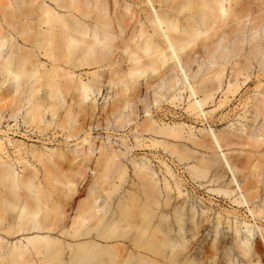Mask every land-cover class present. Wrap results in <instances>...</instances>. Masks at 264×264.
I'll list each match as a JSON object with an SVG mask.
<instances>
[{"label": "rangeland", "instance_id": "1", "mask_svg": "<svg viewBox=\"0 0 264 264\" xmlns=\"http://www.w3.org/2000/svg\"><path fill=\"white\" fill-rule=\"evenodd\" d=\"M45 1L55 6L54 1ZM77 1L84 4L92 0ZM102 1L112 5L118 3L123 7L132 2ZM40 2L43 0H25L23 4L20 0H0L1 23L5 26L6 19L18 21L22 16L19 5L38 10ZM256 2L259 11L254 17H259L264 13V0ZM139 13L143 11L131 14L129 22L133 23ZM242 26L245 30L236 31L237 36L232 40L247 39L244 45L249 49L252 42L248 39L263 34L264 22L257 32L251 29L252 23L248 17L241 20L239 27L242 29ZM0 31L5 32V29L2 27ZM217 42L228 43L224 36ZM215 45L212 43L209 47ZM207 48L193 52L194 62L187 67L189 79L186 80L187 85L190 83L196 89L199 98L203 96L204 90L213 89L214 96L204 104V115L188 107L195 97L190 96L189 86L183 88L185 79L180 67L174 71H165L170 66L169 62L159 71L146 73L133 81L134 85L123 96L131 99L125 109L131 121L124 126L116 122L122 107L115 113L107 112L114 102H120L121 97L116 94L120 85L106 82L100 92H94L90 99L85 100L89 114L83 119L75 114V120L70 124L71 130L77 132L73 137L67 138L54 123L41 133L35 127L24 124L23 113L18 115L19 125L9 131V137L13 139L0 131L9 154H4V158L15 165L20 174L24 165L17 159L24 148L22 146L18 151L14 139L23 141L26 149L35 145L60 148L65 153L60 158L55 156V162L47 160L44 167L34 163L31 157V162L41 169L39 173H43L42 169L50 172L49 177L43 180V199L49 205L62 207L70 216L75 215L85 202H95L94 197H98L96 205H99V217L92 225L90 236L65 238L60 230L41 232L50 234L56 240L44 245L40 252L34 250L14 254L10 251L14 249L11 241L22 239L20 241L26 243V239L23 235L9 238L6 229L8 226H17L18 221L13 222V217L21 203L29 201V207H34L22 185L13 191L9 180L0 181V226L3 229L0 233L3 237V242H0V264H230L231 259L233 263L237 260L242 263L250 258L252 264H264V135L260 143L249 142L253 143L250 145L247 142L249 132H261L263 118H255L257 102L254 100L259 92L264 95V90L259 88L264 77L262 80L257 79L258 75H264V57L261 63L255 61L248 79L244 80L246 75H241L239 84L228 90L227 82L235 76L232 65H227L222 84L208 79L218 65L206 63ZM7 51L8 42L2 48V55ZM42 60L46 62L45 58ZM33 61L34 58H31L24 64L27 70L33 66ZM17 64L13 62L12 65L17 67ZM94 70L86 68L75 72L87 80V76ZM170 72L178 80L172 87L168 81ZM1 82L0 67V128L8 130L9 125L16 122L10 116L12 110H18L22 103L15 101L17 94L12 83L2 85ZM171 94L178 95L174 102L167 98ZM155 97L160 99L158 103L154 101ZM66 100L71 103L70 94ZM146 107L151 110L150 116L144 111ZM148 117L155 121L153 124L156 127L173 126L176 135L143 131L142 123L152 124ZM137 121L140 122L139 127H136ZM89 127L90 131H84ZM212 131L219 137L220 147L213 141ZM87 134L91 142H106L121 152L119 157H115V163L124 167L121 179L113 177L105 182L103 178L94 177L102 173L105 163L110 160L100 156L99 150L86 156L76 152L78 157L73 159L74 152L71 149H84L87 141L83 137ZM223 154L229 160L231 169L224 163ZM164 161L174 175L167 171ZM144 164L147 169L143 167ZM189 165L195 167L194 172L189 169ZM52 172H64L71 182L64 176L55 179ZM117 174L118 171H114L110 177ZM42 179L41 176L36 181ZM178 180L182 184V193H179L175 184ZM151 185L158 191V198L152 195ZM241 191L248 195L249 206H255L256 212L252 213L247 204L235 201ZM153 206H157L160 216L159 229L152 226L157 220V214L152 213ZM112 221H115L117 235L110 239L100 237L93 240L91 235L103 230ZM242 221L249 223L252 233ZM144 228L148 230H145L142 241L132 239V235ZM33 234L36 232L25 235ZM94 242L97 246L92 244ZM246 247H251L253 255L244 252Z\"/></svg>", "mask_w": 264, "mask_h": 264}, {"label": "bare ground", "instance_id": "2", "mask_svg": "<svg viewBox=\"0 0 264 264\" xmlns=\"http://www.w3.org/2000/svg\"><path fill=\"white\" fill-rule=\"evenodd\" d=\"M52 1L55 6L43 0L38 10L19 5L22 16L18 21L12 22L6 19V25L3 26L0 20V30L2 27L5 29V32L0 31L1 84L8 85L7 83L11 82L17 94L15 101L22 103L18 110H12L10 115L16 122L9 125L8 130L0 128L2 134L10 139L13 137H9V131L19 125L20 113L24 114V124L35 127L41 133L54 123V126L59 127L67 138L75 136L77 132H73L70 125L72 120H75V114H79V119L89 114L85 100L90 99L94 92H100L106 82L120 85L116 93L121 97L120 102H114L107 112L115 113L122 107L116 122L119 126H124L131 121L129 113L125 111L131 99L123 96L132 88L133 81L146 73L159 71L169 62L170 66H167L165 71H174L180 67L185 79L183 88L189 86L190 96L195 97L188 107L196 110L199 115H204L206 114L204 104L214 96V91L213 89L204 90L203 96L199 98L193 85L190 83L187 85L186 80L189 79L187 67L194 62L193 52H200L201 48L208 47L206 63L218 65L216 68V65L214 66V71L208 77L213 82L222 84L227 65H232L235 76L228 80V90L239 84L241 75H246L244 80L248 79L255 61L261 63L264 57V31L263 34L248 39L250 43L252 42L249 49L244 45L247 39L232 40L237 36L236 31L245 30L243 26L242 29L239 27L243 18L248 17L249 22L252 23L251 29L255 32L263 24L264 13L254 17L259 11L256 0H131L132 2L126 3L124 7L118 3L112 5L102 0L87 1L84 4L77 0ZM23 2L25 0H20L21 4ZM138 11L143 13L136 15L133 23H130L131 14ZM223 36L228 43L217 42ZM6 42H8V51L2 55V48ZM212 43L216 44L215 47H209ZM31 58H34L31 62L33 66L27 70L24 64ZM42 58H45L46 62ZM13 62L18 63L17 67L12 65ZM86 68L95 69L87 76V80L82 78V74L76 75V70ZM263 77L264 75H258L257 79L262 80ZM168 81L172 87L178 80L176 75L170 72ZM259 88L264 90V82L259 84ZM68 94H70L71 103L66 100ZM167 98L174 102L178 95L171 94ZM4 100L7 101V97L4 96ZM154 101L158 103L160 99L155 97ZM254 101L257 102L255 118L261 116L263 122L260 133L254 134L253 131L248 133L247 142L250 145L253 143L249 142L260 143L264 135L263 93L259 92ZM75 105L78 107L76 108ZM144 111L147 116H150V109L146 107ZM147 119L151 120L152 124L142 123L143 131L176 135L173 126L156 127L151 117ZM81 125L83 124H79ZM139 126L140 122L137 121L136 127ZM86 130L90 131L91 127L84 131ZM88 135L83 137V140L87 141L84 149H71L74 152L73 159L78 157L76 152L86 156L88 153L93 154L94 151L99 150L100 156L110 160L105 163L102 173L99 176L95 174L94 177L103 178L105 182L113 177L121 179L124 167L115 163V157H119L121 152L106 142L101 144L91 142ZM211 137L220 147L219 137L213 131ZM13 143L15 147H18V151L22 146L24 148L19 152L17 159L24 165L23 172L20 174L15 165L4 158L7 149L4 138L0 137V181L9 180L13 191L22 185L28 192L26 196L32 200L34 208L29 207L31 206L29 201L19 205V210L13 217V222L18 221L17 226H8L6 236L13 238L16 235H23L26 243L20 241L22 239L11 241V247L14 246V249L11 248L10 251L14 254L34 250L40 252L44 245L56 240L52 239L50 234H41L46 231L60 230L61 234H65V238L90 236L92 225L99 217L97 211L99 205H96L98 197H94L95 202L91 204L85 202L81 205L73 216H70L62 207L51 206L43 199L45 191L43 180L49 177L50 172L42 169L43 173H39L41 169L34 163L44 167L47 160L55 162V156L60 158L65 153L60 148L35 145L26 149L25 143L19 139H14ZM31 157L34 163L31 162ZM223 158L224 163L231 169L229 160L224 154ZM164 164L167 165V171L174 175L165 161ZM143 167L148 168L145 164ZM188 167L191 171H195L193 165ZM58 169L61 170V166ZM114 171H118V174L110 177ZM63 173L52 172V175L55 179H61V176L67 178ZM149 175L152 176L151 173ZM41 176L43 179L37 182L36 179L39 180ZM67 181L71 182L68 178ZM175 184L179 193H182L180 181H175ZM113 185H115L114 182ZM150 188L153 190L152 195L158 198V191L152 185ZM238 188L242 189L241 186ZM20 198H22L21 195ZM235 201L238 204L250 205L248 195L243 194L242 191ZM249 210L253 213L257 211V208L249 206ZM152 213L157 214V220L152 226L159 229L160 216L157 206H153ZM242 223L252 233L249 223L247 221ZM114 224L115 221H112L91 237L93 240L100 237L114 238L117 235ZM2 230L0 226L1 234ZM145 230L148 229L144 228L138 234L132 235V239L137 242L142 241ZM32 232L36 234L25 235ZM2 238L0 235V242H3ZM92 244L97 246L96 242ZM244 252L253 255L251 247H246ZM230 264H252V258L242 263L238 260L233 263L231 259Z\"/></svg>", "mask_w": 264, "mask_h": 264}]
</instances>
